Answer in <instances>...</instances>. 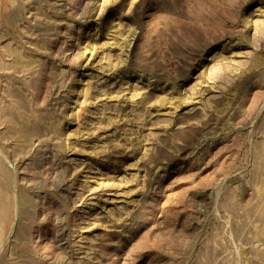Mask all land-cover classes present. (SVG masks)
<instances>
[{
	"label": "rangeland",
	"instance_id": "obj_1",
	"mask_svg": "<svg viewBox=\"0 0 264 264\" xmlns=\"http://www.w3.org/2000/svg\"><path fill=\"white\" fill-rule=\"evenodd\" d=\"M0 264H264V0H0Z\"/></svg>",
	"mask_w": 264,
	"mask_h": 264
}]
</instances>
